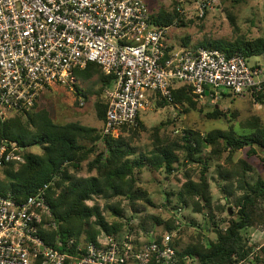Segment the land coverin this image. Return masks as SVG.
I'll return each mask as SVG.
<instances>
[{
    "label": "built area",
    "instance_id": "1",
    "mask_svg": "<svg viewBox=\"0 0 264 264\" xmlns=\"http://www.w3.org/2000/svg\"><path fill=\"white\" fill-rule=\"evenodd\" d=\"M192 3L203 19L218 0ZM169 29L153 22L145 0H0V118L30 112L55 85H75V71L88 63L115 78L107 92L103 137L118 138L124 127L137 128L153 95L173 103L177 84L214 100L221 90L237 98L264 96L260 66L216 49L171 51L165 44ZM23 151L18 143H4L0 168L23 164ZM51 186L43 185L25 201L0 188V264H176V232L161 241L154 235L136 241L130 234L122 241L104 236L75 248L70 241L65 252L50 246L41 232L56 228L50 220Z\"/></svg>",
    "mask_w": 264,
    "mask_h": 264
},
{
    "label": "trees",
    "instance_id": "2",
    "mask_svg": "<svg viewBox=\"0 0 264 264\" xmlns=\"http://www.w3.org/2000/svg\"><path fill=\"white\" fill-rule=\"evenodd\" d=\"M180 16L175 10L174 15L152 19L158 26L171 27L174 17ZM199 48L220 50L228 56L241 54L248 60L264 54V38L208 42L192 49ZM75 76L81 81L97 78L106 88L115 85V78L105 75L96 63H88L84 69L76 70ZM225 92L220 91L222 96H232L226 95ZM77 93L81 94L79 90ZM203 96H207L206 92ZM198 98L200 97L194 94L192 87L188 85L173 90V104L196 109ZM253 101L264 103V96L262 94L256 96ZM37 103L30 112L14 115L7 120L0 118V147L7 142L18 143L24 149L21 155L25 160L19 166L10 163L0 168V188L3 194H12L16 200L25 201L38 188L52 183L48 192L52 213L50 220L56 223V228L43 230L41 233L50 246L64 252L68 251L70 241H73L75 248L81 244H97L102 235L117 239L122 226L116 219L122 217L119 205L107 207L114 217V221L110 222L98 205L92 207L88 205L95 196L109 202L126 198L131 201L132 206L135 201L145 199L146 203L152 206L149 193L136 187V170L141 171L144 168L157 172L165 170L170 175L179 164L180 152H186L187 160H193L203 150L211 148L212 157H221L223 152H228L226 162L232 163L233 155L237 151L248 148L250 156L257 154L256 148L264 150V124L260 117L253 116L246 123L252 132L241 136L221 130L209 132L204 137L190 132L181 143L178 140L161 139L158 128L153 135V150L148 155L131 159L136 152L124 133L131 132L135 136V130L144 129L141 120L137 128L124 127L122 129L124 133L118 138L103 137L97 129L79 123L56 124L47 112H34ZM96 108L99 119L105 122L108 103L98 102ZM208 117L217 120L225 118L226 115L214 107L213 113L208 114ZM97 144L104 146V150L98 154ZM34 147L39 148L41 153L32 151ZM92 156L94 158L87 165L91 175L80 177L79 172L83 164ZM207 170L206 163L198 180L191 179L187 174L186 181L177 195L182 206L188 207L192 204L197 212L204 214L212 209L210 183L206 178ZM240 189L244 190V193L237 199L238 211L231 214L229 208L228 219L224 221L225 226L215 225L216 239L207 243L198 235L183 250H177L176 264H243L252 258L254 261L262 262L264 246L256 251V247L250 245L248 232L253 227L264 226V180L259 179L254 184L245 182ZM227 200L229 202V199ZM210 214L213 218L212 211ZM149 219L158 225L165 224L167 233L174 232L178 227L175 224V217L167 222L157 217ZM145 224L146 221L141 224V228L145 229ZM162 237H158V240L161 241ZM69 252L74 253V250Z\"/></svg>",
    "mask_w": 264,
    "mask_h": 264
},
{
    "label": "rangeland",
    "instance_id": "3",
    "mask_svg": "<svg viewBox=\"0 0 264 264\" xmlns=\"http://www.w3.org/2000/svg\"><path fill=\"white\" fill-rule=\"evenodd\" d=\"M145 2L149 6L152 17L156 19L160 16L174 15L175 10L180 13V18L174 17L173 25L166 37L171 51L192 49L208 42L264 38V0H218L217 8L203 19L196 17L192 0H145ZM185 43L188 46H185ZM257 62L262 64L264 71V54L248 59L249 65ZM76 80L75 85H55L46 91L38 101L34 112H47L56 124L79 123L95 128L103 135V121L98 117L96 104L108 103V88L97 78L89 81ZM77 90L81 92L80 95ZM225 94L229 93L226 91ZM219 97L218 100L210 96L198 98V107L191 109L183 105L164 103L160 97L153 95L149 108L140 113L144 129L135 130V136L131 132L121 131L135 149L136 154L131 159L144 154L148 155L153 150V135L158 128L161 139L181 142L184 137L189 136L190 132L203 137L216 130L234 132L237 136L250 134L252 130L246 126V123L253 116L260 117L264 124V103H255L250 97ZM81 99L85 102L83 107L80 105ZM214 107H217L226 117L210 119L208 114L213 113ZM103 150L102 144L96 145L97 154ZM256 150L257 154L250 156L248 148L235 152L232 163L226 162L228 152H223L221 157H212L211 148L203 150L193 160H187V153L180 152L178 153L179 164L170 175L165 170L157 172L148 168L135 171L136 187L149 193L148 197L153 203L152 206L148 205L145 199L135 201L132 206L131 201L126 198L109 202L98 196L89 201L88 205L91 207L98 205L110 222L114 221V217L107 207L119 205L122 217L116 219L122 226L116 238L120 241L124 240L128 234L135 237L136 241L149 240L153 235L155 238L162 237L168 234L165 224L158 225L149 218L157 217L167 222L175 217V224L178 227L174 231L177 236L173 239V244L176 245L177 250H183L198 235L208 243L209 240L216 239L215 225L225 226L228 209L231 208V214L237 213V199L244 193L240 186H244L245 182L254 184L259 179L264 180V150L258 148ZM32 151L41 153L37 147L32 148ZM93 158L94 156L83 164L79 172L80 177L91 175L87 165ZM206 163L208 164L206 178L210 183L212 201L210 211L214 215L213 218L209 210L204 214L197 212L192 204L188 207L182 206L177 197L186 181V175L189 174L191 179L198 180ZM144 221H146L145 229L141 228ZM248 234L250 245L255 246L256 251L264 246V226L253 227ZM263 261L264 254L260 263L252 258L243 264H264Z\"/></svg>",
    "mask_w": 264,
    "mask_h": 264
},
{
    "label": "crops",
    "instance_id": "4",
    "mask_svg": "<svg viewBox=\"0 0 264 264\" xmlns=\"http://www.w3.org/2000/svg\"><path fill=\"white\" fill-rule=\"evenodd\" d=\"M165 44H166V46L169 48V46L167 45V42L165 41ZM253 66H260L261 68H262V64L260 63V62H257V63H255ZM263 70V69H262ZM114 87H115V85L112 87V88H108V91H111V90H113L114 89ZM209 95V93L207 94V96ZM223 98H226V96H224ZM245 98V97H244ZM104 128V122L102 123V129ZM102 131V130H101ZM100 239H105V237H104V235H102L101 237H100Z\"/></svg>",
    "mask_w": 264,
    "mask_h": 264
},
{
    "label": "water",
    "instance_id": "5",
    "mask_svg": "<svg viewBox=\"0 0 264 264\" xmlns=\"http://www.w3.org/2000/svg\"><path fill=\"white\" fill-rule=\"evenodd\" d=\"M208 94V93H207Z\"/></svg>",
    "mask_w": 264,
    "mask_h": 264
}]
</instances>
